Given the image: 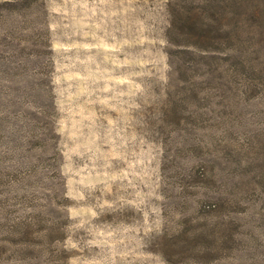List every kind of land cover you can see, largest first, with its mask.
I'll return each instance as SVG.
<instances>
[{
    "label": "rangeland",
    "instance_id": "obj_1",
    "mask_svg": "<svg viewBox=\"0 0 264 264\" xmlns=\"http://www.w3.org/2000/svg\"><path fill=\"white\" fill-rule=\"evenodd\" d=\"M0 264H264V0H0Z\"/></svg>",
    "mask_w": 264,
    "mask_h": 264
},
{
    "label": "trees",
    "instance_id": "obj_2",
    "mask_svg": "<svg viewBox=\"0 0 264 264\" xmlns=\"http://www.w3.org/2000/svg\"><path fill=\"white\" fill-rule=\"evenodd\" d=\"M41 112L43 111L41 108H40Z\"/></svg>",
    "mask_w": 264,
    "mask_h": 264
}]
</instances>
